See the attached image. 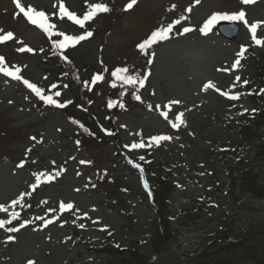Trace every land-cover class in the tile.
I'll return each mask as SVG.
<instances>
[{
  "label": "rangeland",
  "instance_id": "rangeland-1",
  "mask_svg": "<svg viewBox=\"0 0 264 264\" xmlns=\"http://www.w3.org/2000/svg\"><path fill=\"white\" fill-rule=\"evenodd\" d=\"M60 2L21 0L25 9L32 6L44 11L49 22L56 25L55 31L75 35L86 29L94 32L68 57L80 79L93 70L103 76L96 82V93L91 96L94 98L91 112L112 134L107 143L92 142L86 150L80 144L76 124L58 107L45 103L50 107L42 105L40 111L36 107L39 97L22 80L0 73V206H3L0 220H11L0 228V264H27L29 260L34 264H108L102 249L126 247L133 240H139L144 249L152 252L149 240L153 225L146 224L154 211L142 193L149 183L137 170L131 169L130 158L150 156L163 169V176H172L175 180L171 181L174 184L171 203L175 209L172 214L196 200L201 218L187 229H180L181 236L175 241L167 242L173 264H199L202 259L197 256L204 248H200L203 243L197 236L206 231H220L221 226L236 227V233L244 237L253 230H264V199L253 197L251 192L241 195L236 187L232 193L237 199L233 202L224 165L214 162V158H204L234 141V126L228 127L231 120L243 112L254 113L258 108L243 81L259 71L257 66L251 67L250 58L251 54L263 56L264 44L254 43L243 21L235 41L223 39L215 25L207 34L200 31L214 13L232 14L243 10L249 24L261 22L257 39L264 40V0H255L252 4H243L241 0H199L198 3L196 0H137L127 10L125 5L129 0L108 3L106 0H63L69 11L81 17L88 10V4L112 6V12L98 13L84 29L69 23L65 17L60 19ZM20 14L14 0H0V35L9 31L14 34L13 39L1 43L0 57L13 70L19 68V75L43 89V93L73 103L74 94H78L75 82L68 83L62 67L60 71L53 70V64L46 63L48 49L43 42L46 33ZM177 20L179 23H173ZM168 24H172V29L167 39L144 51L137 47L152 31ZM184 28L190 31L184 32ZM25 45L33 51H17ZM241 46L246 51L239 66L233 68ZM117 67L145 78L144 86L116 81L111 73ZM209 81L215 88L204 90ZM56 92L61 95L55 96ZM133 92L140 96L139 100ZM225 92L240 96L232 100L223 95ZM118 98L131 101L129 111L119 112ZM81 100L79 95L77 113L89 108ZM109 101L114 102L112 107L108 106ZM172 101L179 103L165 107ZM161 112L167 113V119ZM180 113L183 123L173 128L172 123ZM110 116L114 117L113 124L109 122ZM261 130L263 135L264 127ZM158 135L170 139L158 145L150 141ZM140 142L146 146L126 147ZM150 143L151 147L147 146ZM21 162L23 167H18ZM237 162L238 158L234 160ZM36 173L47 175L41 176V182L37 183ZM235 175L240 177V173ZM94 180L106 185L108 194L126 200L125 204L133 212V225L125 224L126 217L120 218L109 209L111 200L104 198L102 190L93 187ZM256 182L257 186L264 187V179L258 176ZM33 184L37 185L35 189ZM22 193L27 194L21 196ZM13 200L19 202L13 205ZM209 200L213 201L212 205ZM61 202L72 203L74 207L61 211ZM13 212L18 214L16 219L11 217ZM43 220H52V223L45 226ZM24 221L29 223L20 228ZM170 221V230L174 232L179 226L175 217ZM9 227L19 230L9 233ZM9 235L14 239L9 241ZM221 246L219 243L211 249L207 259H222ZM192 250L198 252L190 253Z\"/></svg>",
  "mask_w": 264,
  "mask_h": 264
},
{
  "label": "trees",
  "instance_id": "trees-1",
  "mask_svg": "<svg viewBox=\"0 0 264 264\" xmlns=\"http://www.w3.org/2000/svg\"><path fill=\"white\" fill-rule=\"evenodd\" d=\"M53 59V56L48 54L49 61L47 63H50V60L52 61ZM259 59L258 57H254L252 60L254 66H257L260 71L257 84L258 86L259 84L264 86V65H261ZM62 65L66 66L68 77L78 85V94L74 96V102L63 110L64 113L77 123L81 140L85 147H89L92 142H98L96 139L92 138V141L89 139L90 135L87 132V126L94 132L93 136L100 139L99 142L106 143L108 136L104 135L97 129L95 123L91 122V119L94 120L93 117H96L88 112L91 110V106L78 113L75 109L76 104L79 102V95L81 96L82 102H87L96 91L94 90L88 93L86 91V86H81V80L77 78L76 73H73V69L69 64L62 62ZM252 99H254L255 102H257L258 99L264 101V92L261 96H252ZM95 122H97V120ZM234 123L237 129L235 135L237 142L231 144L225 151L220 150L217 153L213 152V155L210 154L204 156V158H214L212 159L214 162H219L224 165L223 168L226 170L229 177V190L231 192L235 189L236 183L239 182L241 192H251L255 198L259 200L264 199V187L256 185V178L258 176L260 177L261 173L263 174L261 179H264V169L261 170L259 167L260 165L264 166V142H262L263 135L260 132V128L264 126V106L254 115H241ZM254 142H258V144L254 149L251 148L252 151L250 152H252L253 157L243 158L236 164L231 163L240 146L249 147ZM256 165L258 167L257 170L255 167ZM158 167L159 166L154 162H149L147 168L149 180L151 182V199L154 208V215L152 218L148 219L149 222L146 224L149 227L153 225L151 229L153 233L149 240V246H151L152 252L144 249L143 246L139 244L138 240H133L125 248L107 247L103 252L106 254L108 264H173L170 258L172 254L169 253L170 249L166 246L167 242L175 241L181 234V231L194 225L196 221L200 219L199 209L196 208L195 201H191L185 208L177 210L172 214L175 210L172 209L171 203L172 193L174 191V184L171 185L173 179L171 178L172 176H163L162 169ZM237 171L241 174L239 180L235 177ZM96 188L100 191L102 190L104 196L111 200L109 206L111 211L117 212L123 219L126 217V221L124 222L129 224V226L134 224L133 212L130 206L125 204V199L115 198L110 192L108 194V187L106 185H101L97 182ZM178 214L180 215L178 216ZM170 217L171 219L175 217L177 225L179 226L174 232L171 231L169 227L171 226ZM197 238L203 243V247L200 248H204L197 256L202 259L199 264H264V230H253L248 234H244V237H242L240 232L236 233V227L221 226L220 231L216 229L206 231L198 235ZM218 242L224 243L219 248L220 255L223 258L220 260L212 259L211 261L207 259V257L211 255L208 252H211V249L219 244ZM197 252L196 250L190 251V253L193 254Z\"/></svg>",
  "mask_w": 264,
  "mask_h": 264
},
{
  "label": "snow or ice",
  "instance_id": "snow-or-ice-1",
  "mask_svg": "<svg viewBox=\"0 0 264 264\" xmlns=\"http://www.w3.org/2000/svg\"><path fill=\"white\" fill-rule=\"evenodd\" d=\"M136 2H137V0H129V3L125 5V9L126 10L131 9ZM196 2L198 3L199 0H196ZM241 2L243 4H252L255 2V0H241ZM14 3H15L16 8L19 9V12L23 13L24 17H26L27 21L30 22L32 25H35L36 27L41 29L44 33H46L48 35V37H50V38L53 36L62 37L61 39H52V46L58 50H64L70 46H75L79 42H81V41L92 36L91 31H85L82 35H69L63 31H55L56 25L49 22V18L44 11H37L32 6H28L27 9H25V7L21 4V0H14ZM54 7H55V5H54ZM87 7H88V10L84 13L83 17L80 18L75 13L69 11L64 6L63 0H61V2L59 4V17L61 20H63L64 17H67V19L69 21H72L76 25H79L81 28H83L85 25V22L92 20L98 13H104V12L109 11L108 6L104 3H92V4H88ZM220 20H226V21H230V22L243 21L245 23V25L248 27L249 32H251L252 40L254 41V43H256L257 45L264 44V40L257 39V29L260 26L261 22L257 21V22H253V23L249 24V22L246 20V13L243 10L232 13V14L214 13L205 21L203 26L200 28V31L204 34H207L211 30L212 26H214ZM173 23H179V21L177 20V21H174ZM171 29H172V24H168L166 27L158 28V29L152 31L150 36L147 39L143 40L140 44H138L137 47L141 51H144V50L150 48L153 44L157 43L158 41H162V40L167 39L168 34L171 31ZM183 31L188 32V31H190V29L184 28ZM13 35L14 34L10 31L3 34V35H0V43H3V42H6L8 40L13 39ZM17 51H19V52H25V51L31 52V51H33V49H31L27 45H25L24 47L18 48ZM245 51H246L245 46H241L240 52L237 54V60L232 65L233 68H236L237 66H239L240 60L243 58ZM64 58L67 59V57H64ZM149 63H151V61H149ZM19 72H20L19 68H15V70H13L12 68L8 67L5 64L4 58L0 57V73L4 74L7 77H11L14 80H18V81L22 80L23 83L37 97H39V99L42 100L44 103H46L48 105L60 107V108H63L66 106V104L71 103V101H66L65 103H59L56 99L53 98L52 95L43 94V89L38 87L36 84L30 83L28 80L23 79L22 76L19 75ZM128 72H129V70L127 68L117 67L112 71L111 74L115 78L116 81H120L125 85H139V87L144 86L145 78H141V77L136 76V75H130V74H128ZM102 79H103L102 75L96 74L92 77V82L96 83ZM239 80H240V77L237 76L236 81H239ZM243 83L247 84L248 81L245 80V81H243ZM85 85L87 86V82H85ZM113 86H115V84H113ZM52 87L54 88L55 85H53ZM203 87H204V90H208L210 88H215V85L213 84L212 81H209ZM233 87H235V84H233ZM138 90L139 89L137 88V91ZM216 90L219 91V89H216ZM260 91L264 92V89H261ZM60 95H61L60 92L55 93V96H60ZM223 95L227 96L229 99H232V100H236L240 96L239 93L230 94L227 92L223 93ZM133 96L137 100L140 99V96L137 95L136 92H133ZM113 103H114L113 101H109L108 106L112 107ZM173 103H179V101H172V102H170L169 105H166L165 107L170 108L171 104H173ZM120 106L123 107V104H121ZM159 107L160 106L158 105L157 108H159ZM245 111H247V109H245ZM253 111H255V110H253ZM161 115H163L167 119V113L166 112H161ZM182 115H183L182 113L176 115V118H175L176 122L172 123L173 128H176L179 126V124L183 123ZM33 139H35V138H33ZM169 139H170V137H168V136L158 135V136L151 137L150 141L154 142L155 144L158 145L160 143V141L169 140ZM145 146L146 145L143 142L133 143L130 146L126 145V147H130L133 149L143 148ZM147 146L151 147V143ZM140 159L143 160L144 157H140ZM81 163H86V162L81 161ZM18 167H23V162H21V164L18 165ZM135 167H137L139 169L140 165L137 164V165H135ZM34 175H36V177H37V183H40L41 182L40 177L47 175V174L46 173H36ZM36 186H37L36 184H33L32 185L33 189H35ZM25 194H27V193H22L21 196H23ZM18 202H19L18 200H13L12 204L15 205ZM73 207H74V205L72 203L61 202V204H60L61 211L65 210V209H72ZM0 210H3V206H0ZM84 215L87 216V213H85ZM17 216H18V214L15 212H13L11 214L12 219H16ZM37 219H42V218L37 217ZM6 223L10 224L11 220H7V221L0 220V228H3ZM27 223H29V222L24 221V223L20 224L19 227L23 228ZM50 223H52V220H43V224L45 226H47ZM94 223H95V221H94ZM80 227H84V225L81 224ZM18 230L19 229L16 227L7 228V232H9V233H15ZM7 239L9 241H11L14 239V237L9 235L7 237ZM27 264H34V261L29 260L27 262Z\"/></svg>",
  "mask_w": 264,
  "mask_h": 264
},
{
  "label": "water",
  "instance_id": "water-1",
  "mask_svg": "<svg viewBox=\"0 0 264 264\" xmlns=\"http://www.w3.org/2000/svg\"><path fill=\"white\" fill-rule=\"evenodd\" d=\"M218 32L221 33L223 36L229 38V39H235L237 26L232 24H228L225 22H220L217 24Z\"/></svg>",
  "mask_w": 264,
  "mask_h": 264
}]
</instances>
